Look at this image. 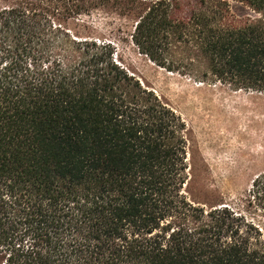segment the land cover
I'll use <instances>...</instances> for the list:
<instances>
[{"label":"trees","instance_id":"1","mask_svg":"<svg viewBox=\"0 0 264 264\" xmlns=\"http://www.w3.org/2000/svg\"><path fill=\"white\" fill-rule=\"evenodd\" d=\"M113 25L159 67L180 49L196 79L264 94V0H0V264H264V170L196 201L191 131Z\"/></svg>","mask_w":264,"mask_h":264},{"label":"rangeland","instance_id":"2","mask_svg":"<svg viewBox=\"0 0 264 264\" xmlns=\"http://www.w3.org/2000/svg\"><path fill=\"white\" fill-rule=\"evenodd\" d=\"M250 12L230 2L229 20L234 25ZM100 37L113 42L122 62L140 81L164 99L191 131L193 146L187 159L197 179L193 198L198 202L213 195L237 197L255 175L264 170V94L234 91L211 77L196 79L189 72L188 53H167L159 67L131 43L129 32L119 25L101 27ZM171 61V62H170Z\"/></svg>","mask_w":264,"mask_h":264}]
</instances>
